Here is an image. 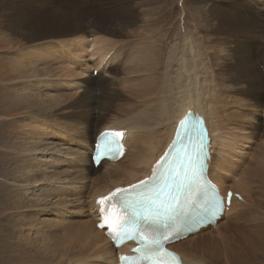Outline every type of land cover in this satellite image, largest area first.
Returning <instances> with one entry per match:
<instances>
[{
    "label": "bare ground",
    "instance_id": "bare-ground-1",
    "mask_svg": "<svg viewBox=\"0 0 264 264\" xmlns=\"http://www.w3.org/2000/svg\"><path fill=\"white\" fill-rule=\"evenodd\" d=\"M126 3L128 6L123 9L126 19L121 13V21L118 16L105 18L109 21L102 22L101 28L94 23L99 33L92 30L87 33L89 31L83 29L66 31L64 27L59 28L58 19L51 33L31 32L19 39L20 45L13 52L16 61L10 60L14 62L12 76H23L11 85L18 86L25 104L39 102L41 105L38 113L22 112L15 116L14 124H10L12 132L15 134L18 130L21 136L17 145L8 136L6 142L10 145L6 150L10 154L8 160L20 153L17 169L12 171L17 166L15 162L3 160L0 163V169L7 168L0 172L8 181L1 182L0 186V195L9 207L6 212L14 217V212H19L20 208L29 211L22 213L25 216L22 231L15 226L10 231L12 242L25 251L39 250L40 256L34 264H118L121 255L132 253L134 243L116 248L105 228L100 227L104 219L110 220L109 213L116 211L118 193L115 190H125L154 173L170 148L181 118L191 112L203 117L210 131L208 178L222 191H232L233 198L229 209L214 226H206L169 247L179 254L183 264H264V139L258 143L254 133L264 126V119H255L258 108L264 104L260 93L264 91V44L255 54L249 44L226 42L222 34L218 36L223 38L220 49L212 37L215 35H207L200 42L188 45L175 35L159 57L155 53L159 44L158 36L154 35L157 27H142L151 22L150 10L144 5L138 7L135 0H126ZM6 4L8 8L11 6L0 0V10H4ZM129 6L135 7L134 13L127 12ZM74 8L79 7H58L57 17L63 19L67 11L72 15ZM252 12H230L225 20L226 10L211 3L205 13L218 26L226 21L237 28L236 33L241 28L237 24L242 23L248 32L264 40V21L259 23L258 19L261 17L258 13L263 15L264 12L257 11L258 16ZM192 24L197 25L195 20ZM258 28L261 31L253 33ZM132 29L141 30L140 39L133 35ZM108 30L113 39L105 35ZM117 31L128 33L127 48ZM48 38L53 39L45 40ZM218 50L219 57H214V51ZM52 58L61 70V86L74 91L69 103H62L63 109L55 111L56 105L61 103L60 93L41 96L31 86L26 87L39 73L38 63L50 64L47 71L50 75L57 70V66L49 62ZM217 68L237 86L225 85L224 92L218 93L219 85L213 76V69ZM0 78L4 79L1 75ZM78 80L75 90L70 83ZM44 85L39 79V89ZM0 101L20 105L6 95H2ZM71 110L80 114H69ZM105 130L121 132L124 153L120 159H104L94 166L88 152L93 149L96 135ZM53 132L57 133L58 142L68 145L64 147L66 154L57 150L51 139ZM39 141L42 142L38 146L45 145L41 151L35 147ZM46 150H50V155ZM62 163L65 167H60ZM40 185H43L39 189L42 197L54 199L50 201L52 208L75 207L76 221L67 225L61 234L47 232L44 222L50 220L47 216L50 212L40 201L39 192L33 191ZM112 193L115 195H110ZM248 210L255 213L239 217L230 227L236 214ZM39 217L42 222L36 221ZM19 221L22 219L15 217L13 224ZM246 224L253 226L247 229ZM245 238L253 244L258 259L245 249L248 245ZM18 254L12 256L14 260L19 258Z\"/></svg>",
    "mask_w": 264,
    "mask_h": 264
},
{
    "label": "rangeland",
    "instance_id": "rangeland-1",
    "mask_svg": "<svg viewBox=\"0 0 264 264\" xmlns=\"http://www.w3.org/2000/svg\"><path fill=\"white\" fill-rule=\"evenodd\" d=\"M4 1L9 2L11 6L8 8L7 6L8 4H6L5 6H3L4 10H0V15H1L0 16V75L4 77V79L0 78V100L2 95H6L11 101H19L20 105L16 106V105H12L11 103H1L0 101V114H1L0 163L3 160H6L9 163L15 162L17 166L12 169V171H14L18 167L17 161L21 159V156L19 155L20 153L18 155L15 154L13 155V158L11 160H8L10 154L7 153L6 150H7V146L10 145H8V143L6 142H7V138L10 137L12 141H16V145H17L18 143L21 142V136L19 135L18 130L16 131L15 134L12 132L13 128L10 126V124L13 125L15 116L21 114L22 112H27V114H29V112L38 113L41 105V103L39 102L25 104V102H23L22 95L20 94L18 86L16 84L11 85L12 82H15L16 80H18L23 76V74L12 76V69H14V65H13L14 62L10 60L13 59L16 61L15 59L16 57L13 56V52L17 50L18 46L20 45L19 39L20 38L23 39L22 35L25 36L27 33H31V32L33 33L41 32L44 35H46L47 33H51L52 31L50 30L56 28L55 22L56 21L58 22V19H59L58 23H61V26H59V28L64 27L66 28V31L70 29H83L87 31L89 30L96 31L99 33L95 24H97V26L101 28L102 26L100 25L107 24V21H109V20L106 21L105 18L109 19V18H114L115 16H118L119 20L121 21V13H123V9L128 6V3H126V0H97V1L96 0H4ZM135 1L137 2L138 7L144 5L150 10L151 13V17H152L151 22L148 24H143L142 27L144 25L157 27V30L154 32V35L156 34L159 38L158 40L159 44L156 46V52H155L156 56L159 57L163 56L167 44L171 41L172 36L175 35H179L181 42L185 45H188L192 42L198 43L203 38H206L207 35H215L217 38L215 36L212 37L214 38L215 43L218 45V49H220L219 44L221 43L223 38H218V36L222 34L221 36L223 37L225 36L224 40H227L226 42H239L240 44H244V45L249 44L250 46L253 47L255 54L258 53L260 46L264 44L263 43L264 40H262V37L260 38V36L258 37V35H254L251 32H248V29L242 23L237 24L241 28L238 30V32L234 33V31H237V28H235L234 26H230L229 24H227L226 21L224 25L218 26L216 21L211 22L209 20V17L205 13L207 9L211 6V3H213V6L216 7L218 4L220 5V7H223L224 10H226V13L223 15V18L225 20L228 17H230V12L247 10V11H254L252 12V14L255 13L257 16L259 14L261 16L258 17L260 23L262 20L264 21V14L262 15L257 11L261 13L264 12V0H234V1L233 0H135ZM67 5L69 7L76 6L79 8H74L73 10L76 11L73 12L72 15L70 14L71 11H67L63 19L58 18L57 17L58 7L60 6L65 7ZM48 7H53V8L46 9ZM116 8H121V11H115ZM134 9L135 7L129 6L127 12L130 10L134 13ZM88 12L94 13L95 16H90V13L88 15ZM220 12L223 11L221 10ZM125 13L122 14V17L124 19H126L127 17ZM215 13L218 12L215 11ZM197 14L198 16H196ZM5 15L8 17H6ZM16 16L20 17L21 19L19 20V18H16ZM192 19L196 21L197 23L196 26L192 24L193 22ZM102 22L104 24H102ZM214 25L215 27H213ZM132 30L134 33L133 35H136L138 39H140L139 37L142 36L141 30L138 29H132ZM192 30H194V32H192ZM259 31H261V29L258 28L257 32H253V33H258ZM174 32L175 34H173ZM87 33H91V32L89 31ZM118 34L121 36L123 44L127 48L128 33L118 32ZM105 35L113 39L110 30H108L105 33ZM52 39L53 38H48L45 40H52ZM211 43L213 44V41H211ZM239 47L240 46L237 45L235 46V49L238 50ZM219 52H220L219 50L214 51L213 56L216 55L214 57H219L218 55L220 54ZM221 52L223 55L226 54V52L224 53L223 50ZM60 55H62V53H60ZM49 62L57 66V70L53 71V73L50 75L47 72L50 68V64L41 65L38 63L39 73L35 75V77L32 78V80H30L28 84H26V87L28 85L31 86V89L40 92L41 96L50 93H60L61 103L56 105V107L54 108L55 111V109L57 110L63 109V107L61 106L62 103L64 102L69 103V96L73 94L74 91L70 90V87L68 86L67 88L61 86L60 84L61 79L59 77L61 76V70L59 64L54 60V58L49 60ZM9 73L12 76V78L9 77L10 76ZM213 76L216 78V81L218 82L219 85V89L216 90L218 93L224 92L223 89L225 85L237 86L236 84H233L230 79L225 78L220 68L213 69ZM39 79H42L43 82L45 83V85L42 86L41 89H39V87L37 86ZM5 81L9 83H5ZM15 87H17V89H15ZM260 93L264 96L263 90H260ZM72 112H74L77 116L80 114L77 113L75 110H71L69 114H71ZM259 112L260 115H258ZM61 115L65 116V114L62 113V111H61ZM255 119H264V104L258 108L257 115H255ZM3 131L5 132L3 133ZM254 133L257 135L258 138L257 142L260 143L264 139V126H262L258 132L254 130ZM51 139L53 140L54 144H56L57 150L58 149L61 150L62 154L67 153L66 149L68 148V145L61 144V142L57 141L58 138L56 132L51 133ZM41 142L42 141L35 143V147L38 149V151H41L45 148V145L40 144L38 146V143ZM61 147L63 150L61 149ZM255 147L258 146L256 145ZM46 151L50 155V150H46ZM252 152H255L254 148ZM62 159H64V156ZM227 163H231V162L227 160ZM60 167H65V164L62 163ZM2 170L6 171L7 168L0 169V172H3ZM230 180H232V178ZM1 182L2 183L4 182V184H6V182L8 181L2 178V175H0V186H1ZM40 187H43V185H40L38 189H33L34 193L36 191L39 192ZM33 191L31 190V192ZM0 194H1V190H0ZM31 195L32 194L29 193L28 197H30ZM38 195H39L38 197H40L41 199L40 201L46 204L45 207L50 212V214L47 215L50 218V220L48 222H44L48 233L61 234L67 228V225H71L76 221L77 216L76 213L74 212L75 207L68 205L61 209H54L50 206V201H53L54 199L47 200L42 197L43 193L40 192ZM3 199L5 198L0 195V264H34V260L38 259L40 256L39 250L29 249L25 251L24 247L21 246L15 247L16 244L12 242V237L10 236L11 235L10 231L14 228V226L19 229V232L22 231L21 229L24 228L25 226V220H24L25 216L22 213H29V211L28 210L22 211L23 208H20L19 212L16 211L14 212V217H13V214L11 212L9 211L6 212L7 210L6 208L9 207L7 202L3 201ZM31 199L32 198L30 197V200ZM16 205L19 206V204ZM243 212L244 213L236 214L237 217L235 216L231 220L232 222L230 221L229 224L230 227L232 226L231 223H234L235 220H237L239 217H246V215L248 217L250 215H253L255 213V210H248ZM15 217L18 219H22V221H19L17 223L14 222L15 223L14 225L13 220L15 219ZM40 219L41 217L37 218L36 221L42 222L40 221ZM32 223L34 226L35 223L34 222ZM252 226L253 225L251 224L245 225L247 229ZM225 230H227V228H225ZM245 240L248 243L245 249L247 250L248 253L251 254V256H255L253 244L247 238H245ZM16 253H19L18 254L19 258L14 260V257L12 256L15 255ZM28 255H31V259L33 260H29L30 256ZM255 258L258 259L257 256H255Z\"/></svg>",
    "mask_w": 264,
    "mask_h": 264
},
{
    "label": "snow or ice",
    "instance_id": "snow-or-ice-1",
    "mask_svg": "<svg viewBox=\"0 0 264 264\" xmlns=\"http://www.w3.org/2000/svg\"><path fill=\"white\" fill-rule=\"evenodd\" d=\"M104 136H109L108 133L103 134ZM116 135H121L117 133ZM99 151V149H98ZM204 166V161L201 158L196 165L191 168V176L185 172V181H180L174 183L176 184L177 192L187 193V197L183 203L180 201V196L169 192L167 195L170 199L165 200L162 198L163 187H158L154 185H149L144 188V181L140 182V192L136 193V198H124V206L131 210L133 223L136 220L143 219L146 222H150L157 227H163L167 229L170 224L174 223L180 215L186 210V206L191 202L192 194L199 191L202 184L201 171ZM163 179V177H162ZM158 185V182H155ZM167 185L165 184L164 187ZM137 187V186H132ZM126 190L117 188L115 193H122ZM115 193L110 195L114 196ZM106 199V198H105ZM102 202V201H101ZM103 211V209H101ZM104 225L101 224V227ZM146 258L151 257V254L157 250L160 241L156 239H149L144 237Z\"/></svg>",
    "mask_w": 264,
    "mask_h": 264
}]
</instances>
